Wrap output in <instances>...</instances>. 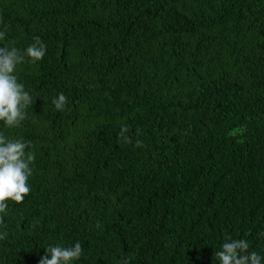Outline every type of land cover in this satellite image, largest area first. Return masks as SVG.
<instances>
[{
  "label": "trees",
  "instance_id": "1",
  "mask_svg": "<svg viewBox=\"0 0 264 264\" xmlns=\"http://www.w3.org/2000/svg\"><path fill=\"white\" fill-rule=\"evenodd\" d=\"M5 27L47 48L17 66L26 119L0 122L35 154L0 264L77 241L72 264H219L228 236L264 256V0H0Z\"/></svg>",
  "mask_w": 264,
  "mask_h": 264
},
{
  "label": "clouds",
  "instance_id": "2",
  "mask_svg": "<svg viewBox=\"0 0 264 264\" xmlns=\"http://www.w3.org/2000/svg\"><path fill=\"white\" fill-rule=\"evenodd\" d=\"M6 30L5 27L4 31H0V40L5 38ZM46 48L39 37L23 52L14 46L0 47V122H3L5 127H19L27 117L26 110L33 105L32 95L25 90L24 84L18 81L17 66L24 64L26 58L32 63L41 61L46 54ZM67 99L61 92L53 98L52 104L57 111H63ZM118 140L131 143L127 126L121 125ZM141 143L136 141V146L139 147ZM29 148L30 142L11 139L0 133V224H3V216L8 214L9 205L6 201L20 204L31 192L28 180L33 174L30 165L35 160V154L27 151ZM7 235L6 231L0 232V240L5 239ZM250 247L246 239H233L228 236L214 257L219 264H262L264 256L254 250L250 251ZM45 251L46 255L40 258L39 264H72L80 259L83 247L77 241L68 247L49 245Z\"/></svg>",
  "mask_w": 264,
  "mask_h": 264
}]
</instances>
